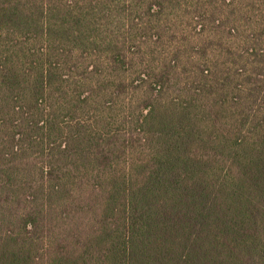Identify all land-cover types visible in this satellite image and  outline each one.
Returning <instances> with one entry per match:
<instances>
[{
    "label": "trees",
    "instance_id": "1",
    "mask_svg": "<svg viewBox=\"0 0 264 264\" xmlns=\"http://www.w3.org/2000/svg\"><path fill=\"white\" fill-rule=\"evenodd\" d=\"M0 264H264V0H0Z\"/></svg>",
    "mask_w": 264,
    "mask_h": 264
}]
</instances>
